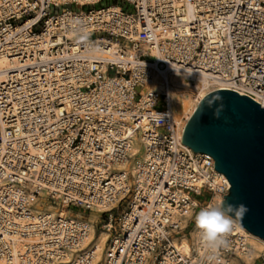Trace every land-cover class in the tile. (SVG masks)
Segmentation results:
<instances>
[{
	"label": "built area",
	"instance_id": "obj_1",
	"mask_svg": "<svg viewBox=\"0 0 264 264\" xmlns=\"http://www.w3.org/2000/svg\"><path fill=\"white\" fill-rule=\"evenodd\" d=\"M0 60V261L90 264L85 220L37 212L30 195L69 212L114 205L100 211L106 264L236 257L239 223L215 252L201 237L191 255L174 244L231 186L182 143L170 77L205 74L264 99V0H0Z\"/></svg>",
	"mask_w": 264,
	"mask_h": 264
},
{
	"label": "water",
	"instance_id": "obj_2",
	"mask_svg": "<svg viewBox=\"0 0 264 264\" xmlns=\"http://www.w3.org/2000/svg\"><path fill=\"white\" fill-rule=\"evenodd\" d=\"M223 98L224 109L214 116L216 105L206 100ZM182 143L196 154H207L215 170L230 183L228 202L247 206L242 227L264 240V108L261 101L231 90H219L202 98L186 125Z\"/></svg>",
	"mask_w": 264,
	"mask_h": 264
},
{
	"label": "bare ground",
	"instance_id": "obj_3",
	"mask_svg": "<svg viewBox=\"0 0 264 264\" xmlns=\"http://www.w3.org/2000/svg\"><path fill=\"white\" fill-rule=\"evenodd\" d=\"M7 61L0 60V69L7 67ZM173 84L172 89V104L174 108V117L177 124L180 126L181 134L192 116L194 115L198 105L201 103L203 97L211 94L212 92L219 90H231L244 95H249L254 99L261 101V107L264 108V99L259 98L248 90L241 86H234L224 82H217L211 80L205 74H199L196 72H177L170 77ZM4 79V76L0 75V82ZM134 156H139L138 160L141 161V147H134L132 151ZM135 165V164H134ZM131 163L128 165H122V167L129 168ZM135 167L132 168L134 170ZM221 196L216 195L214 197L213 203H220L222 201ZM31 202L36 203L35 211H57L63 216H69L71 212L59 208L53 204H47L44 198H37L30 195ZM117 206V203L115 204ZM114 205L107 206L101 210L93 209L91 214L87 217L85 223L89 226V236L84 243V248L91 245L87 252V258L91 257L90 264H106L105 263V253L107 250V242L110 238L109 232L97 231L96 224L101 218V212L111 211ZM101 211V212H100ZM187 217L183 219V226L187 224L189 218L191 217V212H187ZM84 216L82 214H77L76 218L82 219ZM108 228V227H106ZM236 232L242 234L243 240L242 245L237 251L236 257H232L228 260L227 264H255L257 260L264 257V240L254 236L253 234L247 232L243 227L238 226ZM192 241L189 237H181L174 241V244L184 255H191V242L197 243L200 240V233L197 228L193 229L190 233ZM20 248V247H19ZM86 249V250H87ZM21 250V249H20ZM0 264H6L0 261Z\"/></svg>",
	"mask_w": 264,
	"mask_h": 264
},
{
	"label": "clouds",
	"instance_id": "obj_4",
	"mask_svg": "<svg viewBox=\"0 0 264 264\" xmlns=\"http://www.w3.org/2000/svg\"><path fill=\"white\" fill-rule=\"evenodd\" d=\"M220 102L215 107L214 116L219 118L223 109V98L219 95H213L206 100V105L211 108ZM163 119V114H159ZM249 211L246 205L233 204L223 199L220 203H209L201 208L195 214V225L200 233L201 244L212 252H215L221 247H226L227 237L239 223L242 226V221Z\"/></svg>",
	"mask_w": 264,
	"mask_h": 264
},
{
	"label": "rangeland",
	"instance_id": "obj_5",
	"mask_svg": "<svg viewBox=\"0 0 264 264\" xmlns=\"http://www.w3.org/2000/svg\"><path fill=\"white\" fill-rule=\"evenodd\" d=\"M112 4H115V1H107V2H105L104 4H102L101 5V7H106V6H109V5H112ZM100 6H98V8H99ZM86 11H88V9H86ZM115 74L114 73H111V76H114ZM141 147V145H140V143H139V141H136V142H134V147ZM210 198V194H203V196H201V197H197V199L200 201V202H207L208 201V199ZM46 200V203L47 204H53V205H55V203H53V202H51V201H49V200H47V199H45ZM56 206V205H55ZM124 206L125 205H123V206H121L120 208H119V210H116L115 212L116 213H114V216L115 217H117L122 211H123V209H124ZM77 214H82L84 217L82 218V219H84L85 221H87L88 219H87V217L91 214V212H83V211H81V210H72L71 211V214L70 215H73V216H77ZM195 218V217H194ZM104 224L103 223H101V221L100 220H98V224H96V228H97V231L100 233V231L101 232H106V230L104 229V228H102V226H103ZM193 229H195V219H192V224L190 225V231L189 232H192V230ZM191 237V235L189 236V238ZM192 238V237H191ZM108 246V245H107ZM264 257H262V258H260V260L257 262V263H259L260 261H261V259H263Z\"/></svg>",
	"mask_w": 264,
	"mask_h": 264
}]
</instances>
